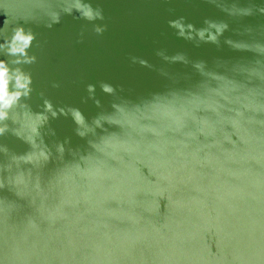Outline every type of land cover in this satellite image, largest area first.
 I'll return each mask as SVG.
<instances>
[{"label":"clouds","instance_id":"1","mask_svg":"<svg viewBox=\"0 0 264 264\" xmlns=\"http://www.w3.org/2000/svg\"><path fill=\"white\" fill-rule=\"evenodd\" d=\"M110 2L0 0V264H264V0H143L217 9L200 27L183 15L167 24L219 54L161 46L153 64L129 53L161 85L134 94L99 81L105 107L89 83V117L54 104L26 66L38 63L36 28L71 16L103 36ZM61 117L82 144L58 136Z\"/></svg>","mask_w":264,"mask_h":264},{"label":"water","instance_id":"2","mask_svg":"<svg viewBox=\"0 0 264 264\" xmlns=\"http://www.w3.org/2000/svg\"><path fill=\"white\" fill-rule=\"evenodd\" d=\"M169 7L174 8L175 12L170 13ZM104 9L109 31L103 36L91 32V25L87 21L74 20L71 16H65L52 29H35L42 47H36L34 42L30 51L36 52L38 63L26 66V69L33 73L34 87L38 91H45L46 97L54 104L66 103L79 107L90 117L98 109L91 101L87 104L80 102L81 96L86 95L85 87L89 83L97 85L98 98L102 99L105 107L111 97L100 93L99 81L123 85L126 90L132 89L134 94L158 88L161 81L156 74L139 65H130L126 59L129 53L143 56L153 64L159 63L153 49L161 46L167 47L170 54L187 51L193 58H211L219 54L212 45L195 48L189 42L177 39L174 30L167 24L169 19L183 15L200 27L204 18L222 16L212 6L203 3L161 5L144 3L143 0H112L104 4ZM2 19L0 17V21ZM84 25H88V31L83 43L77 44V34ZM161 33L165 35L161 36ZM52 81H62V87L52 88ZM29 102L34 110H38L37 105L42 100L34 93ZM52 125L61 139L67 136L71 137L74 145L83 143L74 135V125L70 119L61 117ZM3 142L16 151H23L26 147L11 136Z\"/></svg>","mask_w":264,"mask_h":264}]
</instances>
